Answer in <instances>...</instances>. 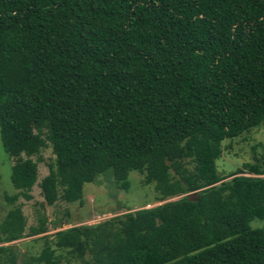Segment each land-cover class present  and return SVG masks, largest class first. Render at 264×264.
Masks as SVG:
<instances>
[{
  "label": "trees",
  "instance_id": "1",
  "mask_svg": "<svg viewBox=\"0 0 264 264\" xmlns=\"http://www.w3.org/2000/svg\"><path fill=\"white\" fill-rule=\"evenodd\" d=\"M262 124L264 0H0V143L15 191L0 264H17L5 243L25 236L18 200L45 148L48 206L81 200L108 171L124 191L141 174L165 202L43 235L26 264H264V154L226 175L217 164L225 141ZM46 232L40 217L28 236Z\"/></svg>",
  "mask_w": 264,
  "mask_h": 264
},
{
  "label": "rangeland",
  "instance_id": "2",
  "mask_svg": "<svg viewBox=\"0 0 264 264\" xmlns=\"http://www.w3.org/2000/svg\"><path fill=\"white\" fill-rule=\"evenodd\" d=\"M224 145L227 149L217 164L219 173L223 172L226 175L229 171H236L243 163L252 162L254 156L259 157L264 154V124L239 138L225 141ZM39 157L40 159H37L36 156L32 157L33 160L38 161V175L36 184L30 191L31 199L26 200L20 197L18 200L26 218L25 236L16 241L5 243V245H14L18 257L17 264H26L27 258L41 249L42 241L39 237L43 235H52L58 230L73 225L97 224L112 216L135 211L145 204L144 208H149L165 202L155 201L153 184L143 186L140 182L141 174L131 172L129 175L130 188L124 191L116 189L112 175L108 171L95 182L84 185L81 200L67 203L58 199L54 205L48 206L44 203L38 182L47 175L48 163L53 160L54 155L51 148H45ZM13 164L14 159L4 151L0 143V222L10 208L4 195H12L15 192L10 181ZM178 198L179 196L169 200ZM40 217H44L46 220L47 232L28 236L29 227L38 225ZM54 222L56 225L53 224ZM254 222L255 226L264 225V219H256ZM60 264L67 263L63 260ZM71 264L76 263L72 262Z\"/></svg>",
  "mask_w": 264,
  "mask_h": 264
},
{
  "label": "water",
  "instance_id": "3",
  "mask_svg": "<svg viewBox=\"0 0 264 264\" xmlns=\"http://www.w3.org/2000/svg\"><path fill=\"white\" fill-rule=\"evenodd\" d=\"M187 197H188L189 200H195L197 198V195L189 194Z\"/></svg>",
  "mask_w": 264,
  "mask_h": 264
}]
</instances>
